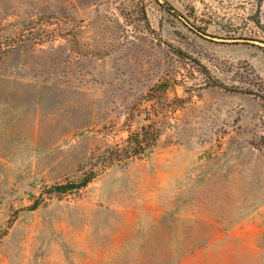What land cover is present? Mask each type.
Here are the masks:
<instances>
[{
	"label": "rangeland",
	"instance_id": "374dc122",
	"mask_svg": "<svg viewBox=\"0 0 264 264\" xmlns=\"http://www.w3.org/2000/svg\"><path fill=\"white\" fill-rule=\"evenodd\" d=\"M0 264H264V0H0Z\"/></svg>",
	"mask_w": 264,
	"mask_h": 264
},
{
	"label": "trees",
	"instance_id": "16d2710c",
	"mask_svg": "<svg viewBox=\"0 0 264 264\" xmlns=\"http://www.w3.org/2000/svg\"><path fill=\"white\" fill-rule=\"evenodd\" d=\"M258 1L261 2L262 0ZM156 139L157 134L153 126L141 127L139 130L129 135L126 148L119 151L123 154L121 155V157L123 156L122 159L127 161L136 157L144 156L156 142ZM94 175V172H92V174L85 173L77 181L53 184L46 188V193L48 195H62L74 190H79L85 187L94 178Z\"/></svg>",
	"mask_w": 264,
	"mask_h": 264
}]
</instances>
